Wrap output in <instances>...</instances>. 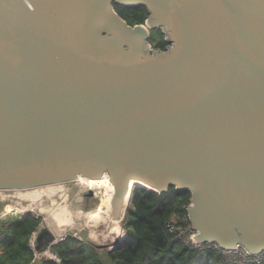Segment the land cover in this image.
I'll list each match as a JSON object with an SVG mask.
<instances>
[{
  "label": "water",
  "instance_id": "1",
  "mask_svg": "<svg viewBox=\"0 0 264 264\" xmlns=\"http://www.w3.org/2000/svg\"><path fill=\"white\" fill-rule=\"evenodd\" d=\"M105 176L115 219L175 188L198 241L264 252V0H0V191Z\"/></svg>",
  "mask_w": 264,
  "mask_h": 264
},
{
  "label": "trees",
  "instance_id": "2",
  "mask_svg": "<svg viewBox=\"0 0 264 264\" xmlns=\"http://www.w3.org/2000/svg\"><path fill=\"white\" fill-rule=\"evenodd\" d=\"M117 11L132 26L144 24L149 15L145 7L117 6ZM160 34L163 39L158 46L165 50L168 42L163 32ZM190 199V192L175 188L163 194L135 188L124 220L127 238L119 250L106 252L103 257L91 244L68 235L52 247L60 263L45 259L38 264H230L215 252L187 247L167 230V222L174 214L186 213ZM9 218V223L0 221V264H31L34 251L29 238L37 231L40 218L30 212Z\"/></svg>",
  "mask_w": 264,
  "mask_h": 264
},
{
  "label": "rangeland",
  "instance_id": "3",
  "mask_svg": "<svg viewBox=\"0 0 264 264\" xmlns=\"http://www.w3.org/2000/svg\"><path fill=\"white\" fill-rule=\"evenodd\" d=\"M162 39L163 37L161 34H154L150 40L152 48L156 49ZM58 185L63 186V190L54 196H49L46 192L41 193V190L46 187L32 188L17 192L0 191V221L9 223L12 221L9 217H20L24 213L30 212L40 218V225L35 232L40 233V230L43 227H47L59 236L65 233H67V236L73 235L76 239H78V241H84L91 244L95 247L97 253L104 257V253L110 252V250H112L111 247H113L115 243L113 238L110 236V231L113 227L112 222L105 223L100 221L98 224H95L88 218L89 213L96 211L99 207L101 203L100 198L98 195H95L94 192L91 196L90 190H83V185L77 180L63 184L59 183ZM32 191H36L39 194V198L35 201L27 197V194ZM80 197L82 198L81 200H79ZM63 206H67V210L73 219V226L69 224L70 226L64 227L65 230L62 227V231L60 232L59 228L51 224L52 222L48 211L49 209H54L57 212V210L59 208L62 209ZM9 211H12V213L6 216L5 213ZM59 212L60 210H58V213ZM61 212H64V210ZM123 213L124 209H121L120 217L117 219L122 220V218H124ZM120 225L123 228L124 233L127 234L124 226V220L120 221ZM74 233H76L78 237H76ZM31 236L30 238H32ZM52 252L55 251L52 250Z\"/></svg>",
  "mask_w": 264,
  "mask_h": 264
},
{
  "label": "built area",
  "instance_id": "4",
  "mask_svg": "<svg viewBox=\"0 0 264 264\" xmlns=\"http://www.w3.org/2000/svg\"><path fill=\"white\" fill-rule=\"evenodd\" d=\"M190 205L191 200H189L188 204L186 205V213L174 214L173 217L167 222V230L170 233L174 234L187 247L200 252H215L219 256H221L225 262L230 264H264V252L254 255L242 245H237L232 249H225L215 242L202 243L198 241L195 237L197 236V232L193 227L188 213V208ZM11 213L12 211H9L6 212L5 215L8 216V214ZM66 234L67 233L62 234L61 236L55 234V239L51 241L48 246H46L45 242H39V232H34L31 236L32 238H30L29 241V245L34 251V258L31 264H38L40 261L46 258L52 259L60 263L61 258L57 253L52 252V247L58 244L59 242L65 240L67 238ZM74 235L78 237L76 233H74ZM41 243L45 245V247L41 246Z\"/></svg>",
  "mask_w": 264,
  "mask_h": 264
},
{
  "label": "bare ground",
  "instance_id": "5",
  "mask_svg": "<svg viewBox=\"0 0 264 264\" xmlns=\"http://www.w3.org/2000/svg\"><path fill=\"white\" fill-rule=\"evenodd\" d=\"M77 181H80V183L83 185V190H90V191L94 192L95 195H98V197L101 200L99 207L96 209V211L89 213L88 218L91 221H93V223H95V224H98L100 221L105 222V223L112 222L113 227L110 231V233H111L110 236L113 238V241H115V243H116L117 241L123 239L125 236V233H124L123 228L120 225V221H122V220L115 219L113 217V198L115 196V187L111 183V181L108 179V177L105 176L102 179H97V180H91V179H87L85 177H79L77 179ZM58 184L41 186V187H46V188H43V190H41V193L46 192V194L49 196L56 195L58 192L63 190V186H59ZM35 188H39V187H35ZM131 189H132V186H131ZM18 191H21V190H18ZM131 192L132 191L129 190L127 195L124 198L125 204L123 206V209H124L123 215H125L126 210H127V206L130 202ZM27 197H29L31 200L35 201L39 198V194L36 191H32V192H29L27 194ZM81 199L82 198L80 197L79 200H81ZM63 207H62V209H60V208L58 209V210H60L59 213H58V210L56 212L54 209H49V211H48L49 217H50V220L52 223L50 221L49 222L51 224H53L55 227L59 228L60 232L62 231V227L64 229L65 226H70L69 224H71V226H73V224H72L73 219L71 218V215L67 210V206H65L64 208ZM63 210H64V212H61ZM115 243L113 245V248L115 247V245L117 246V244H115Z\"/></svg>",
  "mask_w": 264,
  "mask_h": 264
},
{
  "label": "flooded vegetation",
  "instance_id": "6",
  "mask_svg": "<svg viewBox=\"0 0 264 264\" xmlns=\"http://www.w3.org/2000/svg\"><path fill=\"white\" fill-rule=\"evenodd\" d=\"M160 32H162L160 29L159 30H153V31H151V35H150V38H149V40L153 37V35L154 34H160ZM166 40V39H165ZM167 41V40H166ZM168 46H169V43L165 46V48L164 49H167L168 48ZM156 49H161V47H159V46H157V48ZM163 49V48H162Z\"/></svg>",
  "mask_w": 264,
  "mask_h": 264
}]
</instances>
